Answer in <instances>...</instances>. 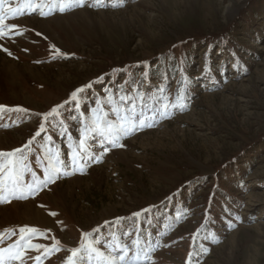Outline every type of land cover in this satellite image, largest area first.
<instances>
[{"label": "rangeland", "instance_id": "1", "mask_svg": "<svg viewBox=\"0 0 264 264\" xmlns=\"http://www.w3.org/2000/svg\"><path fill=\"white\" fill-rule=\"evenodd\" d=\"M59 9L60 0L0 5V152L23 148L49 126L45 113L100 78L82 95L83 117L60 109L55 148L38 138L26 159L0 157L26 194H0V248L27 227L37 230L31 244L59 241V250L45 257L25 247L24 264L36 256L66 264L84 233L105 254L115 238L138 264H264V0H83ZM118 85L141 93L136 103L148 109L167 103L168 115L122 137L123 147L89 140L84 150L98 162L28 195L46 168H68L81 119L106 88L118 99ZM77 259L97 264L88 252Z\"/></svg>", "mask_w": 264, "mask_h": 264}, {"label": "snow or ice", "instance_id": "2", "mask_svg": "<svg viewBox=\"0 0 264 264\" xmlns=\"http://www.w3.org/2000/svg\"><path fill=\"white\" fill-rule=\"evenodd\" d=\"M77 3L80 6H83V0H60L59 10L64 12L66 8H69ZM3 4L4 0H0V5ZM29 7H31V5H29ZM12 11L19 12L20 9H15ZM3 24L4 14L0 13V25ZM3 34V30L0 29V36ZM56 52L58 53L59 50L57 49ZM99 79L100 78H97V81L90 82L81 88H77L71 93L69 100L65 101L61 105L53 107L50 112L45 113L44 120L49 122V126H55L57 118L60 117V109H62L65 105H71L74 110L81 111V117H83L82 105L88 103V98L86 96H82L81 94L84 93L86 89H91L95 83L99 82ZM127 83H129V81H125V84ZM117 91L120 93L119 98L114 99L112 90L106 88L105 92L107 95L103 98L97 97L95 100V105L89 108L91 115L81 119V127L79 129V143L74 146H69L68 168L63 171L59 167L52 169L46 168L45 178L40 180L35 187L29 185V192L27 193L28 195H34L40 187H46L48 183L55 182L58 175H66L68 170H71L72 172H75L77 169L82 170L84 167H87L89 160L92 162H98V158L88 157L87 152L84 150V145L89 140L95 139L96 137H102L112 147H123V145L119 143L122 137L128 136L139 129L152 127L157 114L161 117H166L168 115L169 105L167 103L161 105V107L158 109H148L147 104H142L141 106L136 103L137 100H141L143 102L144 97L141 93L137 92L135 95H129L124 92V85H118ZM177 98L178 100L182 99V96L178 93ZM105 105L108 106V111H105ZM124 105H128V107L125 108ZM138 108L140 109L139 111H137ZM146 110H150L152 112L151 117H145ZM109 113L115 115V121L108 118ZM137 117H139V119H137ZM60 125L62 128L61 135H66L68 130L67 128L63 127L62 119L60 120ZM46 131L47 129L45 124L42 122L40 124L39 131L35 133V135L32 137V140H30L28 144L24 145L23 148L15 149L14 152H0V157L11 158L15 156L16 153H20L21 159H26L24 156L25 149H28L29 146L32 145L33 141H35L37 137H40L41 134L45 133ZM48 139L51 140V137H48ZM68 139L71 141L72 137L69 135ZM107 151L108 148L104 147V152ZM85 157H87V159ZM25 167L27 166L25 165ZM10 169L11 164L0 165V194H2L5 187H7L10 194L15 195L16 192L19 191L21 194L20 198H26V194L18 182V174L17 176L13 177ZM6 170L9 171V175L5 178L3 173ZM32 175L35 177V173ZM5 179H7V184L5 183ZM134 215L139 216L140 213H136ZM19 231L21 233L20 240L17 241L15 245H10L8 248H0V264H15V261L17 260L21 261V264H24L22 256L25 247L35 250L43 249V256L45 257L59 250V241H54V244L51 248L46 247L45 245L31 244L30 240L37 235L36 229L25 227L20 228ZM25 233H29L31 235L25 236ZM82 236L86 241V244L82 245L81 248L69 249L70 255L67 257L66 264H79L77 258L78 254H81L82 252L94 254L97 264H138L137 259L129 258L128 252L130 249L127 247V245L119 243L117 240H115V238H113L112 243L107 245L110 251L105 254V252L101 251L99 247L87 242L89 236L88 233H84ZM2 239L3 236L0 235V240ZM96 243L98 244L99 241ZM133 244L138 246L139 241H133ZM117 252L119 254H116ZM35 260L37 264H40L41 256H36Z\"/></svg>", "mask_w": 264, "mask_h": 264}, {"label": "trees", "instance_id": "3", "mask_svg": "<svg viewBox=\"0 0 264 264\" xmlns=\"http://www.w3.org/2000/svg\"><path fill=\"white\" fill-rule=\"evenodd\" d=\"M172 65H173V63H172ZM86 93V92H85ZM84 93H82L81 95H83ZM150 109H152V108H150ZM75 111V113L77 112V113H79L80 114V112H79V110H74ZM152 116V112L150 111V110H148L147 112H146V116L145 117H151ZM157 117H159V115L157 114L156 116H155V119L157 118ZM65 118V115L63 114V115H61V119L63 120ZM60 119V120H61ZM63 127H65V128H67V126L64 124V120H63ZM54 128L55 127H53V126H51V127H49V126H46V129H47V131L45 132V133H42L41 134V136L40 137H37L36 139H38L39 138V140L41 139V140H46V138H48V137H51V140H52V142H53V144H54V148H55V146H57L56 145V143H57V139L54 137V136H52V135H54V134H52L53 133V130H54ZM59 130H62V128H61V126H60V128H59ZM67 130H68V128H67ZM71 136L72 138H74V135H73V133H71V132H67V134L65 135L66 136V140H67V142L69 141V139H68V136ZM43 141H41V143H43ZM70 142V141H69ZM68 142V143H69ZM86 147V145H84V148ZM34 148V146H32V149ZM78 150V149H77ZM35 151V150H34ZM60 154V152L59 151H56V154ZM58 156V155H57ZM170 205V203L168 204V206ZM169 216H171V218H172V215H169ZM175 218V217H174ZM173 218V219H174ZM169 219H170V217H169ZM142 219H140V220H137V222H138V229L139 230H142ZM140 234L141 233H139V236H140Z\"/></svg>", "mask_w": 264, "mask_h": 264}]
</instances>
